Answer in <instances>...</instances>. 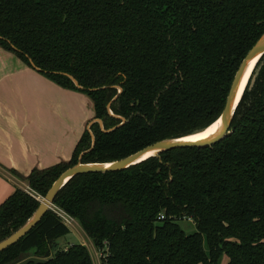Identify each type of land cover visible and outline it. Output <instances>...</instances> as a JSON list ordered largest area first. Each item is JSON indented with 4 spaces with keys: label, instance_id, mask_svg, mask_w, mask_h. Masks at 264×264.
<instances>
[{
    "label": "trees",
    "instance_id": "1",
    "mask_svg": "<svg viewBox=\"0 0 264 264\" xmlns=\"http://www.w3.org/2000/svg\"><path fill=\"white\" fill-rule=\"evenodd\" d=\"M263 35L264 0H0V47L87 93L105 127L95 122L69 161L34 168L24 180L46 196L83 152L84 163L110 162L204 130ZM231 131L124 170L79 174L55 203L79 221L103 264H264V55ZM40 204L17 188L0 205V241ZM69 231L48 210L0 252V264L30 256L47 259L30 264H94L85 244H60Z\"/></svg>",
    "mask_w": 264,
    "mask_h": 264
},
{
    "label": "crops",
    "instance_id": "2",
    "mask_svg": "<svg viewBox=\"0 0 264 264\" xmlns=\"http://www.w3.org/2000/svg\"><path fill=\"white\" fill-rule=\"evenodd\" d=\"M0 56L1 205L27 184L23 177L34 168L72 158L94 106L87 93L37 75L13 52L0 47Z\"/></svg>",
    "mask_w": 264,
    "mask_h": 264
},
{
    "label": "water",
    "instance_id": "3",
    "mask_svg": "<svg viewBox=\"0 0 264 264\" xmlns=\"http://www.w3.org/2000/svg\"><path fill=\"white\" fill-rule=\"evenodd\" d=\"M263 55H264V35L251 48V50L248 52V54L246 55V57L243 59L242 63L240 64V67L237 70L234 80L232 82V85L230 87V91L227 96L225 107L220 117L211 124L213 125L216 122L220 123L219 131L212 138L206 141H195L193 139H186V137L188 136L205 131L207 128L211 126L209 125L204 130L196 132V133H192V134L182 136V137L167 138V139L156 141L138 150L137 152L131 155H128L124 158L110 161V162L84 163L81 160L84 154L83 152L80 156V161L77 164L66 169L58 177V179L53 183L47 195L44 197L43 201H41L39 208L28 219V221L21 228H19L16 232H14L12 235L0 241V252L4 251L8 247L17 243L22 237H24L27 233H29L31 229L34 228L41 221L45 213L48 210H50L51 204L55 203V197L58 194V192L73 177L79 174L90 173V172H108V171L124 170L134 165H137L141 163L142 161L149 159L150 157L159 156L160 153L168 151V150H172L176 148H184V147H194V146L203 147L207 145H212L220 141L221 139H223L225 136H227L229 133L232 132L231 125H232V121L234 119L236 110L244 95V92L249 83L253 70L255 66L257 65V63L259 62V60L263 57ZM250 68H252L251 72L248 76L245 86L242 88L244 79ZM73 80L79 87H82L75 78H73ZM109 108H110V105H109ZM111 113L114 115L112 111ZM118 117L122 118L123 123L125 122L124 117H121V116H118ZM95 122H98L100 126L102 127V129L105 130L103 120L97 118V119H93L89 123L88 129L90 131H91V126ZM115 128H111L108 131L114 130ZM92 138H93V142H92V147H93L96 142V139L93 133H92ZM31 262L43 263V262H47V259L38 257V256H30L15 264H30Z\"/></svg>",
    "mask_w": 264,
    "mask_h": 264
},
{
    "label": "rangeland",
    "instance_id": "4",
    "mask_svg": "<svg viewBox=\"0 0 264 264\" xmlns=\"http://www.w3.org/2000/svg\"><path fill=\"white\" fill-rule=\"evenodd\" d=\"M3 59H4V57L0 56V60H3ZM31 67L33 68V66H31ZM33 69H35V68H33ZM34 73H36L37 75H45L40 70H36ZM17 75L20 76L21 73L18 72ZM92 111H93V119H94V116H95L94 107H93ZM180 224L188 233H193L196 230V226L194 225V223H190L186 219L180 221ZM76 243L85 244L88 247V249L92 255L94 264H103L101 261V257L99 255V251L94 246L93 240L87 235L85 230L77 224H75L73 227H71L70 231L63 238L60 239V244L63 247H67V246H70V245L76 244Z\"/></svg>",
    "mask_w": 264,
    "mask_h": 264
},
{
    "label": "built area",
    "instance_id": "5",
    "mask_svg": "<svg viewBox=\"0 0 264 264\" xmlns=\"http://www.w3.org/2000/svg\"><path fill=\"white\" fill-rule=\"evenodd\" d=\"M22 189L26 193H28L29 195H31L32 197H34L35 199L39 200L40 202L43 201V199L45 197L39 191H37L31 185H29L28 183L25 184L22 187ZM50 210H52L53 212H55L58 215V217L60 218V220L62 222H64L69 228L73 227L75 224L78 223L77 219L74 216H72L67 210H65L63 207H61L57 203L51 204ZM164 217H165L164 214H162L160 216V218H164ZM94 246H95V244H94ZM99 255H100L101 261H102V253L100 251H99Z\"/></svg>",
    "mask_w": 264,
    "mask_h": 264
},
{
    "label": "bare ground",
    "instance_id": "6",
    "mask_svg": "<svg viewBox=\"0 0 264 264\" xmlns=\"http://www.w3.org/2000/svg\"><path fill=\"white\" fill-rule=\"evenodd\" d=\"M251 69L252 68H250L246 74L242 88L245 86V83L248 79V76L251 72ZM219 128H220V123L216 122L213 125H211L209 128H207L205 131H202L200 133L188 136V137H186V139H193L195 141H206V140L212 138L219 131Z\"/></svg>",
    "mask_w": 264,
    "mask_h": 264
}]
</instances>
